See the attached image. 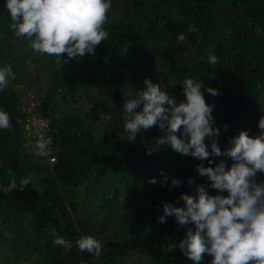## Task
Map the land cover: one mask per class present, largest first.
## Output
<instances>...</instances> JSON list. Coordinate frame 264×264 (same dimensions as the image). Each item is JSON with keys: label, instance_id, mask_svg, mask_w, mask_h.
I'll use <instances>...</instances> for the list:
<instances>
[{"label": "trees", "instance_id": "obj_1", "mask_svg": "<svg viewBox=\"0 0 264 264\" xmlns=\"http://www.w3.org/2000/svg\"><path fill=\"white\" fill-rule=\"evenodd\" d=\"M111 3L114 15L104 25L109 38L95 48L94 56L77 57L68 64L63 63L67 54H62V61L48 56L58 63L49 76L50 91L39 100L37 111L48 123L50 119L47 135L52 139L54 163L44 157L38 158L45 163L36 162V155L26 148L23 124L27 114L18 91L9 84L0 91V109L9 112L12 123L10 129H0V264H11L12 258L28 264H124L139 243L146 251L159 254V261L148 264H194L178 247L171 248L184 238L186 229L178 227L174 217L164 224L158 223L157 217L163 215L164 203L183 207L182 200L177 203L181 194H195V185L187 184L190 178L195 184L211 183L197 174L198 164L215 167L223 161L227 170L234 161L227 155L210 156L213 163L209 165L182 156L170 146L149 156L146 149L163 135L158 126L141 130L136 141L129 142L123 107L130 90L135 93L146 87L145 78L161 84L169 94L179 91L183 100L185 78L222 93L214 97L201 89L206 103L215 105L212 115L221 131L217 141L222 153L232 146L239 131H247L252 138L260 132L258 121L264 116V0ZM5 4L6 0H0V18L9 23ZM191 24L198 30L190 33ZM178 33L187 37L183 43L177 41ZM11 34L18 42L28 41L17 38L13 31ZM210 54L219 58L215 65L208 63ZM212 75L215 78L209 79ZM57 91L63 92V99L72 98L77 91L93 94L85 117L51 118L58 106L54 100ZM105 118L102 134L95 137L97 124ZM225 124L229 125L227 131ZM205 142L211 151L210 141ZM9 169L17 184L31 175L28 188L5 193L11 180ZM161 172L170 177L163 187ZM153 178L155 185L148 183ZM171 178L181 180V186L169 190ZM125 185L149 194L147 204L131 222L132 230L119 224L99 257L80 252L75 241L85 235L97 239L93 215L109 210L115 197L123 196ZM207 191L210 196H228L227 191L210 187ZM136 193L132 191L130 197ZM141 235L143 244L138 238ZM57 236L72 241L71 250L55 245ZM211 259L204 254L201 264H210Z\"/></svg>", "mask_w": 264, "mask_h": 264}, {"label": "clouds", "instance_id": "obj_2", "mask_svg": "<svg viewBox=\"0 0 264 264\" xmlns=\"http://www.w3.org/2000/svg\"><path fill=\"white\" fill-rule=\"evenodd\" d=\"M5 7L11 18L10 30L17 38L26 37L30 42L27 47L38 54L56 56L61 61L62 54H67L64 64L77 57L94 56L95 48L109 38L104 25L108 22L111 0H6ZM197 30L194 24L188 27L190 33ZM186 39L183 33L177 34L179 43ZM218 59L210 54L208 63L215 65ZM214 78L209 76V79ZM9 79H16L12 66L0 67V91L8 87ZM182 84L185 99L177 103L161 84H153L145 78L146 87L124 103V131L128 141L135 142L141 130L147 132L158 126L163 135L146 149L149 156L170 146L182 156L208 161L209 165L213 163L210 156L222 155H227L234 163L227 170L223 161L215 167L198 164L197 174L207 177L211 183L195 184L190 178L187 184L189 187L195 185V194H181L177 203L182 200L183 207L164 203L163 215L157 217V221L164 224L168 217H174L178 227L186 229L184 238L178 244L173 243L171 248L178 247L194 264H201L204 254L212 257L210 264H264V180L256 179L257 173H264V116L258 121V136L252 138L247 131H239L231 140L232 146L222 153L217 141L221 131L215 127L212 115L215 105L206 103L201 89L214 97L222 93L205 88L194 78H185ZM40 126L47 127V122L41 121ZM11 127L9 112L0 109V129ZM228 128L225 124L224 130ZM206 139L210 141L211 151ZM51 143V137L41 133L34 154L37 157L49 155ZM8 173L11 180L3 190L5 193L23 191L33 180L29 175L17 184L15 173L11 169ZM160 175L159 183L163 187L170 177L163 172ZM148 183L155 185L157 180L153 178ZM181 183L171 178L169 190L180 187ZM208 187L227 191L228 196H210ZM53 243L66 251L73 247L72 241L62 236H57ZM75 243L80 252L86 251L96 257L105 247L91 235L81 236Z\"/></svg>", "mask_w": 264, "mask_h": 264}, {"label": "rangeland", "instance_id": "obj_3", "mask_svg": "<svg viewBox=\"0 0 264 264\" xmlns=\"http://www.w3.org/2000/svg\"><path fill=\"white\" fill-rule=\"evenodd\" d=\"M107 15L108 21H110L111 17L114 15V11L110 9ZM10 23L11 22H6L4 18H0V49L2 50H0V66H12L16 79H9V85L18 91L23 105L26 106L30 99L28 98L29 95H33L37 102L40 99L43 100L44 97L48 95L51 86L49 76L50 73L55 70L58 60L53 57L35 53L32 49L27 47L30 43L27 40H23L22 42L14 40L11 34L12 31L9 27ZM91 95L94 96L91 93L87 94L83 91H77L72 98L63 99V92L57 91L54 94V100L58 106L55 113H51V118L61 119L71 115L83 119L89 110L90 101L92 100L90 99ZM134 95L133 89L128 92L129 99L133 98ZM171 95L174 96L177 103L184 101L179 91L172 92ZM261 101L264 103V97L261 98ZM48 120L50 123V119ZM105 121L106 118L102 119V121L97 124L94 131L95 137H99L102 134L103 123ZM259 133V131L253 133V138L258 136ZM35 161L40 163L46 162L45 160H40L36 156ZM262 177L264 178V173H257V180H261ZM155 188H157V186H155ZM132 191L137 192L136 196L133 198L130 197ZM122 192L124 193L123 196L115 197L116 201L109 210L93 215L95 216L93 219V226L95 231H97V239L102 245L108 242L109 236L120 229L121 225L124 226V228L132 230L131 222L133 218L139 215V211L145 207L149 199V194L134 190L127 185L122 187ZM74 193L76 196L78 195V191ZM117 193L115 192V195ZM78 197L79 195L77 198ZM134 221L137 224L136 219H134ZM143 230H145V228ZM138 238L143 244V235ZM149 253V249L146 251L145 247L139 243L137 248L130 251V254L125 258L126 261L124 264H148L159 261L158 253ZM160 253L166 254V251L160 249ZM10 261L11 264H28L25 262L17 263L13 258Z\"/></svg>", "mask_w": 264, "mask_h": 264}, {"label": "built area", "instance_id": "obj_4", "mask_svg": "<svg viewBox=\"0 0 264 264\" xmlns=\"http://www.w3.org/2000/svg\"><path fill=\"white\" fill-rule=\"evenodd\" d=\"M28 98H30L28 104L22 108V110L27 114L23 124V131H24V138L26 141L25 143L26 148L30 152L35 153L36 151L35 144L39 135L43 133L46 135V137H49L47 135L49 129V123L45 118H42L37 111L39 106V100L37 102L33 95H29ZM41 121H46L47 127H41L40 126ZM52 155H53V147L51 143V145L49 146V155L42 157H44V159L49 163H54L55 158Z\"/></svg>", "mask_w": 264, "mask_h": 264}]
</instances>
